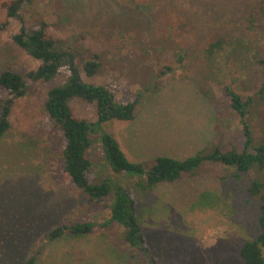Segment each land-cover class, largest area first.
Masks as SVG:
<instances>
[{"label":"rangeland","instance_id":"obj_1","mask_svg":"<svg viewBox=\"0 0 264 264\" xmlns=\"http://www.w3.org/2000/svg\"><path fill=\"white\" fill-rule=\"evenodd\" d=\"M13 1L0 0V21H9L0 34V76L13 71L27 78L38 67L13 36L22 27L31 31L47 23L48 32L70 50L85 82H116L123 102L142 96L134 120H112L96 128L87 153L91 161L88 178L92 184L107 182L132 194L157 263L245 264L242 246L261 233V203L248 190L255 179L253 172L237 179L235 169L206 163L197 177L143 192L140 179L113 171L102 136L113 134L134 162L158 156L184 159L202 150L210 153L217 144L216 131L226 134L225 138L231 131L241 137L239 118L225 106L228 100L196 74L203 61L198 54L209 41L212 26L233 21L238 28L256 26L264 36L260 1L24 0L18 12L9 16L4 3ZM185 23H196L197 31L183 32L180 25ZM249 34L232 35L222 58L230 73L227 82L242 95H255L259 84H264V70L257 72L254 63L256 56L264 54V37L253 39L251 30ZM184 46L190 48L186 55L193 71L181 68L174 59ZM97 53L103 65L97 75L88 77L83 64ZM168 66L176 72L167 71ZM70 81V71L62 67L47 81L27 83L25 94L10 106L11 128L0 138V264H26L47 247L51 241L45 237L57 227L91 220L97 228L102 219L105 237L114 243L113 264H145L139 252L129 246L125 250L124 229L109 223V199L105 204L89 200L64 171V132L50 118L46 105L50 92ZM11 97L0 84V109ZM69 105L74 114L96 123V104L76 97ZM251 111L248 122L258 142L264 139V100L256 101ZM45 254V264H56L57 252ZM40 257L34 264L42 263ZM95 258L91 264L106 263Z\"/></svg>","mask_w":264,"mask_h":264},{"label":"trees","instance_id":"obj_2","mask_svg":"<svg viewBox=\"0 0 264 264\" xmlns=\"http://www.w3.org/2000/svg\"><path fill=\"white\" fill-rule=\"evenodd\" d=\"M259 1L258 14L264 19V0ZM23 3L24 0H14L4 3V5L9 9V16H11L18 12ZM255 21L257 22V20ZM233 23V21L230 23L231 25L224 23L219 26L223 27L222 29L218 26H212L214 29L210 30L209 41L200 48L198 54V56L202 54L203 61L196 74L198 72L210 81V86L213 88H219L223 100H228V104L225 106L231 115L239 118L238 128L242 131L241 137L233 136V131H231L227 133L228 136L225 138L226 134L216 131L215 140L217 144L210 153L202 150L184 159L158 156L151 160L137 162L131 161L127 157L113 134H104L102 143L113 171L116 174H128L133 178L140 179L138 184L143 192L154 190L162 183L171 184L184 177H197L201 174L200 168L206 163L235 169L237 173L234 176L237 179H240L243 173L253 172L255 179L249 185L248 190L251 196L261 203L259 218L261 233L256 239L247 241L242 246L240 254L245 260V264H264V139L255 141L250 122H248L255 102L264 100V84H261V87L259 84L255 95L240 94L233 88L231 82H227L230 73L227 65L222 61L229 44H231L232 35L236 36L235 34L238 33L240 35L243 33V36L250 35L251 30V33H254L253 39H255L259 36L262 37L263 34L259 33L260 31L256 26L238 28ZM8 24V20L0 21V34L7 30ZM232 25L236 27H232ZM259 25H261L260 19ZM49 26L47 23H43L31 31L22 27L19 33L13 36L14 42L38 62V67L29 71L27 78L13 71H6L1 74L0 84L10 91L12 97L7 99L0 109V138L11 128L9 121L10 106L15 98L25 94L27 83L47 81L58 75L62 67H66L71 73L70 83L63 88L51 91L46 105L50 118L59 124L64 132V171L70 182L81 189L89 197V200L105 204L109 199V223H116L124 229L126 245L139 252L144 257L145 264H158L146 241L142 225L138 219L136 201L132 194L122 186H114L111 183L92 184L88 178L91 161L87 153L92 148L96 128L112 120H134L136 107L141 103L142 96L138 95L132 101L123 102L117 95L120 86L116 82L107 85L85 82L73 56L70 54V50L60 38L48 32ZM180 29L185 33L192 34L197 31V25L196 23H185L180 25ZM183 49L174 59L179 60L182 65L181 68L193 71L192 68L188 67L186 55L190 48L184 46ZM191 50L193 51V49ZM256 57L254 59L255 68L257 72H261L264 70V54ZM102 65V55L97 53L92 60L83 64V69L86 76L93 77L100 72ZM165 69L176 72V69L171 66ZM76 97L96 104L97 121L95 124L72 112L69 103ZM95 229L96 225L92 222H77L53 229L46 235L45 239L54 241L64 234L85 236L92 234ZM41 249L43 250L44 246ZM41 249L32 255L26 264H34ZM131 258L134 257L131 256Z\"/></svg>","mask_w":264,"mask_h":264},{"label":"crops","instance_id":"obj_3","mask_svg":"<svg viewBox=\"0 0 264 264\" xmlns=\"http://www.w3.org/2000/svg\"><path fill=\"white\" fill-rule=\"evenodd\" d=\"M108 213H110V211ZM85 222L93 223L91 220H87ZM105 222L106 221L102 219L101 222H99L100 229L98 226L92 234L85 236L64 234L59 239L51 241L48 243L47 247L42 250V253L39 254L38 257L41 256V260L39 262H42L41 264H45L44 257L42 256H45L46 258L47 254H42L47 250H54V253L57 252L58 255L56 264H91L95 262L96 256L105 260V264H113L112 254L114 250V243H110V239L105 237L107 236L103 231V229H106L104 225ZM124 248L128 251L127 245H125ZM68 253L71 254V257Z\"/></svg>","mask_w":264,"mask_h":264}]
</instances>
